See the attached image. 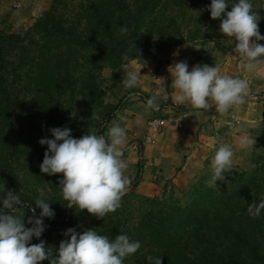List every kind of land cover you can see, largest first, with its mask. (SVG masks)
<instances>
[{"label": "trees", "instance_id": "16d2710c", "mask_svg": "<svg viewBox=\"0 0 264 264\" xmlns=\"http://www.w3.org/2000/svg\"><path fill=\"white\" fill-rule=\"evenodd\" d=\"M227 3L231 7L238 0ZM210 5L211 0H52L30 28L0 31V190L19 195L26 220L33 200L21 189L23 177L52 193L62 191V174L41 172L48 149L39 141L54 139L49 129L67 126L73 132L71 116L77 108L89 118L106 109L103 72L110 70L112 79L117 78L125 63L122 57L143 58L149 54L145 44L150 40L168 48L228 38L220 33L221 20L211 18ZM121 27L127 34H120ZM120 109L121 105L113 107L102 117L97 135H103ZM85 130L92 132L90 125ZM140 176L141 166L121 207L104 219L68 208L59 197L58 205L64 203L65 208L55 211H67L69 217L44 218L45 232L30 243L43 240L58 256L60 242L70 239L63 235L67 229L80 234L95 229L110 240L124 233L140 242V249L124 264H148V257H161L162 264H264V210L257 218L247 213L249 205L264 199L263 155L251 173L231 179L221 189H199L186 205L136 194Z\"/></svg>", "mask_w": 264, "mask_h": 264}, {"label": "clouds", "instance_id": "9594fccd", "mask_svg": "<svg viewBox=\"0 0 264 264\" xmlns=\"http://www.w3.org/2000/svg\"><path fill=\"white\" fill-rule=\"evenodd\" d=\"M231 8L230 11L227 9ZM250 0H238L229 7L227 0H211L210 8L213 20H221L220 33L235 40L234 52L241 58L242 67L248 72L264 75V40L260 34L261 16ZM127 28L121 27L120 34H127ZM138 52V50H137ZM174 55H178L175 53ZM139 56V54H138ZM125 63L120 65L123 72L122 85L125 90L135 89L140 81L141 70L134 67L135 61L128 55L122 57ZM172 76V99L176 104H189L203 115L215 105V112L226 115L230 109L239 111L252 95L247 79L224 74L219 64L209 66L197 64L191 71L187 61L174 62L168 68ZM161 90H157L147 99V108L159 111ZM135 93L130 92V97ZM191 116L192 114H188ZM91 119H99L93 112ZM139 122V118H138ZM54 139L42 138L39 143L47 145L41 172L49 176L62 174L59 181L62 196L68 202V208L87 210L98 219H104L121 207L122 198L129 191L131 180L125 175L128 168L124 160L126 152L134 149L128 144L127 128L113 121L107 136L88 131L81 138L72 136L71 129H49ZM243 133V129L237 128ZM243 148L252 147L256 139L246 134L239 136ZM234 151L230 145H221L211 161V181L224 182L233 171ZM36 208L41 209L36 216V208L27 218L23 211L24 202L14 191L0 190V264H124V260L135 254L141 247L139 241H130L127 234L121 233L113 240L98 234L95 229H87L82 234L75 228L63 233L70 239L60 242L58 256L54 249L41 240L31 244L33 237L40 239L46 230L44 218L54 219L55 212L51 203L37 198ZM264 210V199L254 201L247 213L254 218ZM31 225V227H27ZM148 264H162L161 257H148Z\"/></svg>", "mask_w": 264, "mask_h": 264}, {"label": "rangeland", "instance_id": "374dc122", "mask_svg": "<svg viewBox=\"0 0 264 264\" xmlns=\"http://www.w3.org/2000/svg\"><path fill=\"white\" fill-rule=\"evenodd\" d=\"M250 2L254 6L253 10L258 11L261 16L259 31L260 34L264 36V0H250ZM8 3L9 10L13 13V16L8 17L7 19L0 16V31L18 33L30 28L36 20H38L42 14L50 8L52 0H8ZM258 43L264 45V40H261ZM185 46H188L190 52L194 54V57L198 62L197 64L203 63L213 65L217 63L225 66L226 63L231 64L232 62L235 64V67L232 68H236L239 78L247 79L250 82V87L253 85L255 77H264V75H257L256 72H248L242 67L240 56L234 52L235 40L232 38L198 40L196 42L176 44L175 46L168 48H164L158 41L150 40V43L145 44L146 52H149V54L144 55L143 58L140 59H143L141 61H144L145 67L146 64L150 65V62L155 64V58H159L158 56L162 50ZM211 61H215V63ZM158 67L155 72L157 74L156 76L160 73L159 69L161 67ZM118 71L116 72L117 78L115 79H112V73L110 70H105L103 72V77L105 79L104 101L106 109L104 108L99 114H97L99 119L89 118L81 108H77L73 112L71 117L73 123L72 126L74 128L72 136L74 138L79 139L87 134L88 131L85 130L86 125H90L92 132H95L96 134L97 125L102 117L106 113L108 114L111 112L113 107L121 105V109L104 128L103 135L107 136L108 129L112 126L111 124L113 123V120L117 119L118 115H121L125 102L131 97L132 99L134 97V100L136 101L134 102V105H142V107H145L144 111L150 110L147 108L146 101L152 95L139 92L138 95L136 94V96L130 97V92L132 93L133 89L125 90L122 85V77ZM262 87L264 89V83ZM159 103L161 102L159 101ZM165 103L166 102H164V104ZM243 106L244 107L240 109V112L235 114V116L239 117L241 121L240 125L232 127L225 126L226 128H221L211 135L209 133H207V135H204L203 133L201 135H194V138H190L187 141L185 139L183 142H177V138H175V141L172 139L171 143L175 144L176 152L168 149L166 151L169 152V154L161 150L158 151V154L154 153V158H150L152 147H157L160 138L164 135H155V138L154 135H152L154 144H150L152 146L151 149L144 151V154L141 157L134 149L130 152H126L124 160L127 162L128 168L125 175L131 180V185L127 193L132 190L133 183L138 174L139 165L141 166V178L137 188L134 189L136 194L149 198H171L176 202L178 201L181 205H186L190 202L191 195L199 189L204 187L221 189L223 186L229 185L231 179L243 174L251 173L255 169L257 157L259 155H263L264 157V94L261 95L257 90H252V95ZM122 117L118 118V122H122V124L124 123V125H126V120ZM147 117L148 115L146 118ZM237 128L243 129V133L237 132ZM241 134H246L253 139H256V144L248 148L241 147L239 144V136ZM130 136L135 138H133L132 141H127L129 145L144 137V135L133 134L127 135L128 139ZM177 143H180L181 145H178ZM160 144L163 145L164 142L160 141ZM224 144L230 145L233 148V171L226 177L224 182L218 181L216 184L211 181L213 174L211 161L218 148ZM148 147L150 148L149 145ZM182 147L184 148L182 149ZM177 151L180 152L178 153ZM166 153L169 155L167 159L165 158ZM157 160H162L163 163H166L165 165H159L166 167V172H161L163 170H160L159 167L156 166ZM21 185L22 191L32 198L33 208H36L34 201L37 198L45 199L47 202L53 204V206L51 205V208L56 215L54 219L49 220L56 221L65 215L66 217H69L67 211H63L62 213L55 211L65 208V206H62L64 203L58 205L59 197L63 198L62 191L60 192L59 190H56L55 193H52L50 188L46 187L47 189H43L42 187H37L34 181L27 177H23ZM41 211L42 210L40 209V212Z\"/></svg>", "mask_w": 264, "mask_h": 264}, {"label": "crops", "instance_id": "0c3cea01", "mask_svg": "<svg viewBox=\"0 0 264 264\" xmlns=\"http://www.w3.org/2000/svg\"><path fill=\"white\" fill-rule=\"evenodd\" d=\"M0 16L3 18L12 17L13 13L9 10V3L8 0H0ZM175 53H178V55H174ZM159 58H155V64L153 62H150V65H145L144 67V61L143 59H137L134 60L135 64L134 67L137 71L141 70V76L138 86L133 89L132 93H135L138 95L139 92L147 93L153 95V93L157 90H161L162 94L159 98V101L161 102V108L158 112L150 109L148 111H144L145 107H142V105H134V97L132 99L129 98L124 104V107L121 111V115H118L117 119L113 120L118 122V118H122L126 120V125L122 122L120 123L121 126L124 125V127L127 128V135H144V137L139 141H135L131 145H134V150H136L139 154V156H143L144 151H148L151 149V145L146 143L147 136L154 135H164L162 138H160L158 142L157 147H152L150 152V158H154V153L158 154V151H164L170 149L173 152H176V146L174 143H171V140L177 138V142H183V140L186 139L189 140L190 138H194V135H201L202 133L204 135H207L209 133L210 135L212 133H216L217 130H220L221 128H226V124L228 121H230L235 114H238L240 112V109L244 106H240L239 111L235 109H230L229 113L226 115H221L217 112H215V105H213V108L204 113L203 115H196L195 113L199 110H195L191 107L189 104H176L173 102L172 95L174 92V89L172 88V76L168 71V68L170 65H172L174 62L179 63L180 61H187L189 70L191 71L192 67L197 65V59H195L194 54L190 52V49L188 46L185 47H179V48H172V49H164L161 51ZM215 63V61H211ZM149 64V63H148ZM203 65V63H200ZM208 65V64H207ZM235 64L231 62V64L226 63L225 66L220 65L221 70L224 74L231 75L233 77H239L236 72ZM156 66V67H155ZM165 67L164 73L160 72L159 69V75L156 76V68L157 67ZM209 66H215V64H211ZM158 67V68H159ZM118 73L121 75L123 80V72L121 69L118 71ZM236 73V74H235ZM153 74V75H152ZM156 76V77H155ZM263 83H264V77L257 76L254 79V83L251 86V90H257L259 93V89H263ZM264 94V89L263 93ZM164 102H166L164 104ZM136 108V109H135ZM144 108V109H143ZM192 114L189 116L188 114ZM148 117L146 118V116ZM230 117V118H229ZM139 118V122H138ZM152 118H158V119H178L183 127L182 129H179L176 125V123H171L167 125L162 133L156 134L152 133L148 127L147 123L149 119ZM229 119V120H228ZM119 123V122H118ZM113 125V123L111 124ZM215 129V130H214ZM133 138L130 136L128 139L129 141H132ZM153 138V137H152ZM160 141L164 142L163 145L160 144ZM178 145H181L180 143H177ZM150 146V148L148 147ZM184 146V145H183ZM184 147H182L183 149ZM178 152V151H177ZM180 152V151H179ZM178 152V153H179ZM169 153V152H167ZM166 153L165 158L169 156ZM170 154V153H169ZM157 156V155H156ZM158 161V162H157ZM156 166L159 167L160 170H163L161 172H166L167 169L164 166L159 165H165L166 163H163L162 160H157ZM162 163V164H161ZM140 166V165H139ZM164 167V168H163Z\"/></svg>", "mask_w": 264, "mask_h": 264}, {"label": "built area", "instance_id": "2783aa9c", "mask_svg": "<svg viewBox=\"0 0 264 264\" xmlns=\"http://www.w3.org/2000/svg\"><path fill=\"white\" fill-rule=\"evenodd\" d=\"M165 70H166L165 67L160 68L161 73H164ZM171 123H176V125L179 129H182V127H183L182 123L178 119H173V118H169V119L152 118V119H149V121L147 123V127L152 133L159 134V133H162L164 128ZM240 124H241V121H240L239 117L233 116L231 118V120L227 122L226 126L232 127V126L240 125ZM146 143L154 144L153 138L151 136H147Z\"/></svg>", "mask_w": 264, "mask_h": 264}]
</instances>
